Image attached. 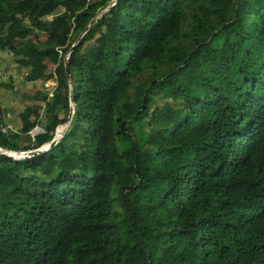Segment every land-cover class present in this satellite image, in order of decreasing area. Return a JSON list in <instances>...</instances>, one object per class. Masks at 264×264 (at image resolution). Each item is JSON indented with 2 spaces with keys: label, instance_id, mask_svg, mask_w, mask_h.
Segmentation results:
<instances>
[{
  "label": "trees",
  "instance_id": "16d2710c",
  "mask_svg": "<svg viewBox=\"0 0 264 264\" xmlns=\"http://www.w3.org/2000/svg\"><path fill=\"white\" fill-rule=\"evenodd\" d=\"M111 1L0 0V50L26 82L54 74L48 59L59 80L35 139L39 110L5 134L0 101V148L37 149L67 122L64 56ZM69 64L62 140L0 152V264H264V0H118ZM155 91L183 107L152 110ZM131 118L166 131L143 141L118 125Z\"/></svg>",
  "mask_w": 264,
  "mask_h": 264
},
{
  "label": "crops",
  "instance_id": "0c3cea01",
  "mask_svg": "<svg viewBox=\"0 0 264 264\" xmlns=\"http://www.w3.org/2000/svg\"><path fill=\"white\" fill-rule=\"evenodd\" d=\"M65 10V7L62 6L60 12L64 13ZM36 32L40 35L42 41L48 39V34L44 30L36 28ZM46 64L48 66V71L55 72L58 67V64L52 62L49 59L46 60ZM0 69L4 72V75L1 76L0 79L5 81H9L10 79L13 80L14 84L16 85V91H18L17 93H15L16 95H14V97L10 96V90L1 89L0 91V101L3 104L4 110L9 111L11 109V111H13L15 115V118H17L15 119L16 122L14 124H11L13 126L19 125L20 114L25 110L27 106H32L35 109H38L40 113H42L41 107L44 104V101L37 97L45 93L42 89L43 82L45 80L26 82L24 80V76L27 71L19 67L13 56V52L11 51L0 50ZM61 112L62 110L58 111L60 117H62ZM48 121L49 120H47L46 123H41L39 121V123H41V125H47L52 123V119L50 122Z\"/></svg>",
  "mask_w": 264,
  "mask_h": 264
},
{
  "label": "rangeland",
  "instance_id": "374dc122",
  "mask_svg": "<svg viewBox=\"0 0 264 264\" xmlns=\"http://www.w3.org/2000/svg\"><path fill=\"white\" fill-rule=\"evenodd\" d=\"M222 41H223V38H219L215 45H221L222 44ZM1 71V70H0ZM2 72V71H1ZM1 91V89H0ZM44 91V90H43ZM18 91H11L9 92L10 93V96L11 97H14V95H16L15 93H17ZM45 92V91H44ZM46 93V92H45ZM8 96V97H10ZM47 102L44 101V104L42 105L41 107V110H42V113H41V117L39 118V121L42 123H46L47 120H49L48 122L51 121L52 117L48 111V106H47ZM167 104H171L175 107H183V103L182 102H175L173 101L172 99H169V98H166L163 93L159 92V91H155L153 94H152V101H151V109L153 110L155 107L157 106H160V107H164L165 105ZM62 114V117H67L68 118V113L65 112L64 110H62L61 112ZM3 119H4V123L6 125H9L12 127V129L15 131L17 130V128L19 127V125H12L11 123H15V115L13 113V111H11V109L8 111L6 110L5 113H4V116H3ZM7 120V121H6ZM47 122V123H48ZM41 123H39L40 126L44 127V125H41ZM125 124L126 126V129L129 130V131H132V132H135L137 133L138 135L141 136L142 140L143 141H147L148 138L150 137L151 133H154V132H157V131H166V127L164 126H158V125H151L148 120H136V119H127V120H121L119 121V124ZM45 128V127H44ZM69 129V128H68ZM119 130V128H118ZM68 131V130H67ZM19 143L23 146H31V147H35L34 145H36V143L34 141L32 142H26V141H23L21 139L18 140ZM118 143H119V146L122 148V149H127V148H130L131 147V142H130V139L128 136H125V135H120L118 134ZM148 145V144H146ZM37 147V146H36ZM42 147V146H41ZM40 148V147H39ZM119 194V191L116 190L115 191V195H118ZM117 207L119 209H121V206L120 204L118 203L117 204Z\"/></svg>",
  "mask_w": 264,
  "mask_h": 264
},
{
  "label": "water",
  "instance_id": "95a60500",
  "mask_svg": "<svg viewBox=\"0 0 264 264\" xmlns=\"http://www.w3.org/2000/svg\"><path fill=\"white\" fill-rule=\"evenodd\" d=\"M116 1H118V0H116ZM112 7H113V5L110 4L104 11H102L99 15H97L95 18H93L91 20V22L81 32V34L79 35L75 44L72 46V52L75 50L76 46L79 44L81 39L85 36V34L91 29V27L93 25H95L108 11H110L112 9ZM65 65H66V72H67V75L69 78L70 89H71V93H70L71 112H70L68 120H67L68 128H69L71 123H72L74 114H75L76 103H75V97H74V91H73V80H72V75H71V70H70L69 59L65 60ZM68 128L66 129L65 133L61 137H58V134H57L58 128H57L54 139L51 142L47 143V145L45 144L40 148L32 149V150H28V151H11L8 149L0 148V152L6 156L12 157V158L17 159V160H18V158L16 156H14L13 154H11V152L24 153L25 155L23 156V158L36 156L38 154L47 152L50 149H52L53 147H55L62 140V138L65 136Z\"/></svg>",
  "mask_w": 264,
  "mask_h": 264
},
{
  "label": "built area",
  "instance_id": "2783aa9c",
  "mask_svg": "<svg viewBox=\"0 0 264 264\" xmlns=\"http://www.w3.org/2000/svg\"><path fill=\"white\" fill-rule=\"evenodd\" d=\"M117 2L118 1H116V0H112L110 4H112L114 7L117 4ZM58 50H59L60 54H63V51L60 47L58 48ZM71 53H72V49L68 53L65 54V56H64L65 60L70 59ZM1 71H0V77L4 75V72L3 71L1 72ZM58 86H59V80H58V76H57L56 72H54V74L52 76H50L47 80H45L43 82L42 89L48 94L49 100L55 95V93L58 89ZM2 132H4L5 134H11V133H14L17 131L16 130L14 131L12 129V127L9 125H3L2 126ZM40 133H46V129L40 125H37V127L30 132V134L34 137V139H35V136L40 134Z\"/></svg>",
  "mask_w": 264,
  "mask_h": 264
},
{
  "label": "bare ground",
  "instance_id": "6f19581e",
  "mask_svg": "<svg viewBox=\"0 0 264 264\" xmlns=\"http://www.w3.org/2000/svg\"><path fill=\"white\" fill-rule=\"evenodd\" d=\"M67 128H68V123L67 122L64 123V124H61L58 127V131H57L58 137H61L65 133V131H66ZM11 154H13L14 156H16L18 159H25V157L23 158V156L25 155L24 153L11 152Z\"/></svg>",
  "mask_w": 264,
  "mask_h": 264
}]
</instances>
